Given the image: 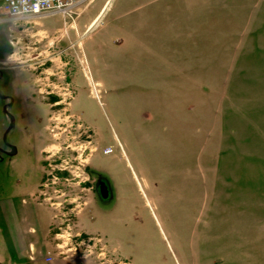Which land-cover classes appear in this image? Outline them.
<instances>
[{
	"label": "rangeland",
	"instance_id": "374dc122",
	"mask_svg": "<svg viewBox=\"0 0 264 264\" xmlns=\"http://www.w3.org/2000/svg\"><path fill=\"white\" fill-rule=\"evenodd\" d=\"M105 1L0 33V146L22 156L18 183L0 173V264H264V0H125L146 27L123 55L124 0L95 22ZM10 203L50 219L34 260Z\"/></svg>",
	"mask_w": 264,
	"mask_h": 264
},
{
	"label": "crops",
	"instance_id": "0c3cea01",
	"mask_svg": "<svg viewBox=\"0 0 264 264\" xmlns=\"http://www.w3.org/2000/svg\"><path fill=\"white\" fill-rule=\"evenodd\" d=\"M127 1V0H126ZM140 1V0H138ZM113 0H106L105 2H102L100 7L98 8V11L96 13V18L95 20L101 15V13L105 10L104 15L108 12V10L112 6ZM124 4L122 5V8L120 10L116 11V15H113L112 17V23L113 25H116L115 28L116 30L121 31V33L125 34H118L115 39H113V34L110 36L106 35V39L108 44L111 45V48L114 50V52H122L121 55L124 54L126 50V45L128 44L129 46H137L138 50L142 48V40H141V31L142 28L146 27V24L144 22L143 17L141 16L140 9L136 11L137 6H134V8H129L126 7V2L125 0L123 1ZM123 9V10H122ZM7 17L6 11H5V0H0V33L2 30L7 33L8 38H9V31L12 30V26L7 23V20L4 21ZM115 18H117V21H120L121 19H124V25L121 28L118 23L115 22ZM20 21L25 20V19H19ZM19 20H14V21H19ZM13 21V22H14ZM40 23V22H39ZM7 24V25H6ZM42 25V22L40 23ZM64 24H66L63 21L62 26L57 27V30H61L64 27ZM25 29H18V32H24ZM154 32H156V29H153ZM152 31V32H153ZM16 31V33H18ZM151 32V31H150ZM144 33H148V30L144 29ZM156 35V33H155ZM132 40V43H131ZM8 44L9 39H8ZM144 52H154V54L157 52L154 51L153 48L150 46L146 45L144 43ZM9 53L6 54L5 57H0V64H4L5 60L8 59ZM21 84L25 87L27 86L26 89H29L28 87V79H22ZM33 88V87H32ZM36 138V136H35ZM35 187L31 189V193L33 192ZM9 211L11 214H14L16 216V233L18 237H21L22 242H23V253L29 254L30 260L35 259V255L33 256V259L31 257V254L33 252L32 247H36V241L38 240L40 245L37 246L41 251L42 250V242L44 241L43 236L44 235H49L50 233V219L46 223L40 220V215L38 211V207L36 205H33L30 208H21V212H18V209L16 208L14 203H10ZM19 214H22L21 217ZM35 232V233H34ZM39 232V233H38ZM34 233V234H33ZM36 241L33 243L32 241H28L26 237H37ZM44 244V243H43ZM20 245V243H19ZM21 246V245H20ZM32 250V251H31Z\"/></svg>",
	"mask_w": 264,
	"mask_h": 264
},
{
	"label": "built area",
	"instance_id": "2783aa9c",
	"mask_svg": "<svg viewBox=\"0 0 264 264\" xmlns=\"http://www.w3.org/2000/svg\"><path fill=\"white\" fill-rule=\"evenodd\" d=\"M83 0H6L5 9L12 18L62 14L72 16Z\"/></svg>",
	"mask_w": 264,
	"mask_h": 264
},
{
	"label": "flooded vegetation",
	"instance_id": "af4514ba",
	"mask_svg": "<svg viewBox=\"0 0 264 264\" xmlns=\"http://www.w3.org/2000/svg\"><path fill=\"white\" fill-rule=\"evenodd\" d=\"M3 76V71H0V77ZM13 120H12V124L13 125ZM36 149H32V151H29L31 153H28V155H31V157H36ZM17 155H19V148L17 146V144L13 143L12 141H9L6 139V137H4L3 139V144L0 146V173H4L3 170V165L6 168V175L7 177L11 180L14 181L15 183H18L22 177L17 176L15 173V166L13 164V162L17 159H20L18 157H16ZM5 174V173H4ZM95 190L99 193L101 199H103L104 201L109 199L110 195H111V188H110V183L109 181L101 176L97 177L96 180V185H95ZM109 190V191H108ZM108 191V192H107ZM31 191H30V195H31ZM107 195V196H105ZM21 205L25 206V196L23 195L21 198Z\"/></svg>",
	"mask_w": 264,
	"mask_h": 264
},
{
	"label": "bare ground",
	"instance_id": "6f19581e",
	"mask_svg": "<svg viewBox=\"0 0 264 264\" xmlns=\"http://www.w3.org/2000/svg\"><path fill=\"white\" fill-rule=\"evenodd\" d=\"M108 152H112V150L108 151Z\"/></svg>",
	"mask_w": 264,
	"mask_h": 264
}]
</instances>
